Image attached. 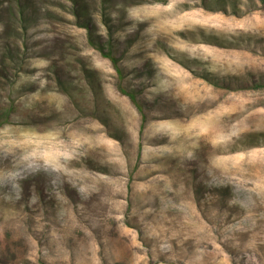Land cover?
<instances>
[{"label": "rangeland", "instance_id": "1", "mask_svg": "<svg viewBox=\"0 0 264 264\" xmlns=\"http://www.w3.org/2000/svg\"><path fill=\"white\" fill-rule=\"evenodd\" d=\"M0 264H264V0H0Z\"/></svg>", "mask_w": 264, "mask_h": 264}, {"label": "trees", "instance_id": "2", "mask_svg": "<svg viewBox=\"0 0 264 264\" xmlns=\"http://www.w3.org/2000/svg\"><path fill=\"white\" fill-rule=\"evenodd\" d=\"M110 59L113 60V57L110 56ZM128 95H129V97H130L132 100H134V95H133L132 92H131V93H128Z\"/></svg>", "mask_w": 264, "mask_h": 264}]
</instances>
